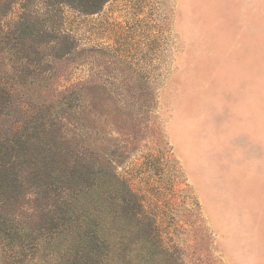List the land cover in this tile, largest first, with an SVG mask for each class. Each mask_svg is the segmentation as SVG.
<instances>
[{
	"label": "rangeland",
	"instance_id": "374dc122",
	"mask_svg": "<svg viewBox=\"0 0 264 264\" xmlns=\"http://www.w3.org/2000/svg\"><path fill=\"white\" fill-rule=\"evenodd\" d=\"M65 17L88 58L72 81L112 99L91 141L118 152L163 249L264 264V0H111Z\"/></svg>",
	"mask_w": 264,
	"mask_h": 264
},
{
	"label": "trees",
	"instance_id": "16d2710c",
	"mask_svg": "<svg viewBox=\"0 0 264 264\" xmlns=\"http://www.w3.org/2000/svg\"><path fill=\"white\" fill-rule=\"evenodd\" d=\"M110 1L0 0V264H178L91 141L112 99L71 79L88 58L65 10Z\"/></svg>",
	"mask_w": 264,
	"mask_h": 264
}]
</instances>
